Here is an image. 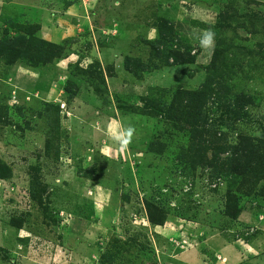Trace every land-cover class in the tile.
Masks as SVG:
<instances>
[{
	"label": "rangeland",
	"instance_id": "374dc122",
	"mask_svg": "<svg viewBox=\"0 0 264 264\" xmlns=\"http://www.w3.org/2000/svg\"><path fill=\"white\" fill-rule=\"evenodd\" d=\"M20 35L0 264H264V0H0V41ZM109 123L135 127L122 153Z\"/></svg>",
	"mask_w": 264,
	"mask_h": 264
},
{
	"label": "trees",
	"instance_id": "16d2710c",
	"mask_svg": "<svg viewBox=\"0 0 264 264\" xmlns=\"http://www.w3.org/2000/svg\"><path fill=\"white\" fill-rule=\"evenodd\" d=\"M20 27L22 28L24 33L28 34L29 36L34 35V33L39 29V26L37 24L29 25V26H27L25 24L24 26H20ZM26 42H28V38H26L24 35L15 36L13 38L6 39L5 41L1 40L0 41V54H2V56H5L6 60H8L9 62H12L15 60L16 57L21 56L22 49H23L21 45L23 43H26ZM218 52H219V50H217V49L214 50V53H213V56L211 59L212 65H214L216 62ZM169 54L172 57H174V61H177L178 58L181 57V54H179L176 51H170ZM48 58H49V56H46V58H44L42 60L45 61ZM126 65L127 66L129 65L128 61L126 62ZM179 95L181 97L183 96V99L185 100V103L187 104L186 106H189L190 109H191V107H194L192 112H195V114L198 112V106L204 101V93L200 90L199 91H197V90H181L179 92ZM190 109H189V112H191ZM240 140L242 142L244 141V145H251V141L253 140V138L250 136L249 137L241 136ZM149 218L152 220V222H154L156 224H162L165 220L163 218L154 219V218H152L151 215L149 216Z\"/></svg>",
	"mask_w": 264,
	"mask_h": 264
},
{
	"label": "clouds",
	"instance_id": "9594fccd",
	"mask_svg": "<svg viewBox=\"0 0 264 264\" xmlns=\"http://www.w3.org/2000/svg\"><path fill=\"white\" fill-rule=\"evenodd\" d=\"M195 40L198 46L205 52L214 49L215 47V32L211 29H205L195 35ZM135 134V127L131 124L127 126L114 125L109 123L106 130V135L118 146L119 151L124 152L132 141ZM102 154L105 156H111L112 153L107 149H101Z\"/></svg>",
	"mask_w": 264,
	"mask_h": 264
}]
</instances>
